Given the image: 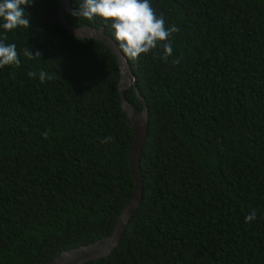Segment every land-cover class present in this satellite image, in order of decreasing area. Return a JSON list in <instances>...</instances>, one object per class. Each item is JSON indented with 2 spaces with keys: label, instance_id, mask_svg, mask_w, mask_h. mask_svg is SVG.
<instances>
[{
  "label": "trees",
  "instance_id": "trees-1",
  "mask_svg": "<svg viewBox=\"0 0 264 264\" xmlns=\"http://www.w3.org/2000/svg\"><path fill=\"white\" fill-rule=\"evenodd\" d=\"M29 2L28 29L0 27L20 60L0 68V264H47L109 237L134 190L117 59L71 35L58 0ZM150 3L180 31L167 62L160 45L125 58L148 109L142 199L110 255L86 264H264V0ZM67 5L71 26L114 41ZM125 99L142 111L133 87Z\"/></svg>",
  "mask_w": 264,
  "mask_h": 264
},
{
  "label": "clouds",
  "instance_id": "clouds-1",
  "mask_svg": "<svg viewBox=\"0 0 264 264\" xmlns=\"http://www.w3.org/2000/svg\"><path fill=\"white\" fill-rule=\"evenodd\" d=\"M29 0H0V27L5 31L17 28L28 29L29 19L25 14V6ZM78 18L86 20H101L111 31V35L118 45V50L127 60L136 62L142 54L162 47L163 59L167 62L172 56V42L169 39L180 29L175 26H167L163 14L157 15L150 0H79L78 9L71 13ZM24 56L34 58L41 56L39 52L33 56L27 49ZM179 60H173L179 64ZM19 54L15 44H5L0 40V68L5 66H18ZM35 78L37 73H28ZM40 82L49 78L44 71L38 73ZM46 137V133L44 134ZM112 138L105 137L102 143H108ZM256 219L255 210L245 217V222Z\"/></svg>",
  "mask_w": 264,
  "mask_h": 264
},
{
  "label": "water",
  "instance_id": "water-1",
  "mask_svg": "<svg viewBox=\"0 0 264 264\" xmlns=\"http://www.w3.org/2000/svg\"><path fill=\"white\" fill-rule=\"evenodd\" d=\"M68 0H58V18L61 25L75 38L79 40L95 39L103 43L117 59L120 68V82L118 91L120 94V105L128 119V126L134 135L132 148L129 155V164L134 181L133 195L126 207L117 218L115 227L111 235L88 246L71 249L57 255L47 264H86L109 256L112 250L119 243L124 229L131 216L138 209L142 199V177L139 167L140 153L147 135L148 109L136 86L135 78L131 72L128 62L118 50L116 43L105 34L102 27L96 29L90 26L74 27L66 19L68 10ZM133 87L135 95L141 103L143 109L137 111L125 99V92Z\"/></svg>",
  "mask_w": 264,
  "mask_h": 264
}]
</instances>
